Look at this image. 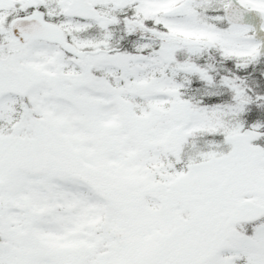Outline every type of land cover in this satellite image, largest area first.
Returning a JSON list of instances; mask_svg holds the SVG:
<instances>
[{
  "label": "snow or ice",
  "instance_id": "1",
  "mask_svg": "<svg viewBox=\"0 0 264 264\" xmlns=\"http://www.w3.org/2000/svg\"><path fill=\"white\" fill-rule=\"evenodd\" d=\"M0 264H264V0H0Z\"/></svg>",
  "mask_w": 264,
  "mask_h": 264
}]
</instances>
